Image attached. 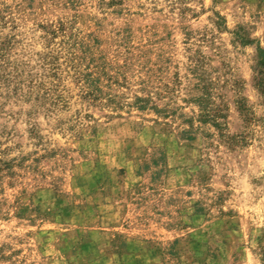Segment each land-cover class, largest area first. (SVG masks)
I'll use <instances>...</instances> for the list:
<instances>
[{
	"label": "rangeland",
	"instance_id": "374dc122",
	"mask_svg": "<svg viewBox=\"0 0 264 264\" xmlns=\"http://www.w3.org/2000/svg\"><path fill=\"white\" fill-rule=\"evenodd\" d=\"M258 47L264 0H0V264H264Z\"/></svg>",
	"mask_w": 264,
	"mask_h": 264
},
{
	"label": "trees",
	"instance_id": "16d2710c",
	"mask_svg": "<svg viewBox=\"0 0 264 264\" xmlns=\"http://www.w3.org/2000/svg\"><path fill=\"white\" fill-rule=\"evenodd\" d=\"M257 51H258V53H259V60H260V61H259V66H260L262 69H264V50L261 49L260 47H258ZM261 74H262V73H261ZM257 84H258V85H261V87H262V89H263V92H264V80H263L261 77H259V79H258V81H257ZM138 109L143 110L144 108H143L142 105H140V107H138Z\"/></svg>",
	"mask_w": 264,
	"mask_h": 264
}]
</instances>
